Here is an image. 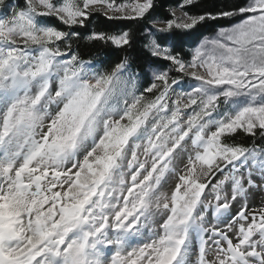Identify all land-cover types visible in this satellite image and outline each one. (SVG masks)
Here are the masks:
<instances>
[{
	"label": "snow or ice",
	"instance_id": "6c2138e0",
	"mask_svg": "<svg viewBox=\"0 0 264 264\" xmlns=\"http://www.w3.org/2000/svg\"><path fill=\"white\" fill-rule=\"evenodd\" d=\"M197 2L161 22L155 0H0V264H264V0L183 11ZM96 11L151 21L150 55L179 75L138 90L127 57L83 60L79 33L44 19L84 28ZM237 16L187 62L156 38Z\"/></svg>",
	"mask_w": 264,
	"mask_h": 264
},
{
	"label": "trees",
	"instance_id": "16d2710c",
	"mask_svg": "<svg viewBox=\"0 0 264 264\" xmlns=\"http://www.w3.org/2000/svg\"><path fill=\"white\" fill-rule=\"evenodd\" d=\"M21 0H14V3H20ZM117 4L128 2V0H115ZM183 0H155L154 19L161 22L173 19L171 10L179 9ZM246 3V0H198L192 6H188L183 11L189 14L199 15L205 13L217 14L221 11L231 10ZM51 25L57 28L77 32L79 35L72 37V51L77 53L81 59L90 60L93 64L103 69H110L115 63L125 57L128 58L131 69L138 74L139 88L142 90L151 83L149 68L156 70L169 71L171 76L179 75L170 71V65L166 61L152 57L146 45L151 37V21L145 25L142 21H113L108 20L101 13H93L87 27L66 29L55 18H44ZM240 17L218 18L217 20H207L204 24L198 25L193 30L194 35L186 33H177L176 38L165 39L166 34H156V38L162 42V46L172 49L183 60L190 61L194 48L205 38L215 35L220 29L231 27L238 22ZM122 31H128L132 37V43L126 49H116L110 44H103L99 41H91L87 37L93 32H104L107 34H117ZM150 34V36H149ZM187 79V78H185ZM230 142L251 146L252 138L243 134L229 138ZM260 143L259 139L256 141Z\"/></svg>",
	"mask_w": 264,
	"mask_h": 264
},
{
	"label": "rangeland",
	"instance_id": "374dc122",
	"mask_svg": "<svg viewBox=\"0 0 264 264\" xmlns=\"http://www.w3.org/2000/svg\"><path fill=\"white\" fill-rule=\"evenodd\" d=\"M13 2H14V0H13ZM177 10V15H180V13H181V10L180 9H176ZM94 13H101L102 14V12H100V11H96V12H94ZM220 31V30H219ZM218 31V32H219ZM218 32L215 34V35H213V36H211V37H208V38H205V39H211V38H215L216 36H217V34H218ZM149 36H150V34H149ZM204 39V40H205ZM204 40H202L201 42H199V44L195 47V48H197L199 45H200V43H202ZM195 48H194V50H195ZM194 50H193V52H194ZM193 52H192V56H193ZM153 70H156V69H154V68H149V74H150V79H151V81H152V73H153ZM192 83H195L194 81L192 82ZM139 85H140V82H139V77H138V79H137V89L138 90H140V88H139ZM146 95H151V94H146ZM219 178V174H218V176H217V179ZM213 183H215V181H213ZM171 187V186H170ZM253 199V200H252ZM260 199H262L261 197H260V195L259 194H257L256 196H254V197H251L250 198V207H258L259 205H260V202H261V200ZM252 200V201H251ZM257 200V201H256ZM260 200V201H259ZM257 205V206H256ZM236 207H238L237 205H234V209L236 208ZM221 227H224L225 225H223V224H221L220 225ZM194 258V257H193Z\"/></svg>",
	"mask_w": 264,
	"mask_h": 264
},
{
	"label": "bare ground",
	"instance_id": "6f19581e",
	"mask_svg": "<svg viewBox=\"0 0 264 264\" xmlns=\"http://www.w3.org/2000/svg\"><path fill=\"white\" fill-rule=\"evenodd\" d=\"M252 200H253V199H252ZM252 200H251V201H252ZM260 200H261V199H260ZM260 200H259V201H260ZM256 201H257V200H256ZM256 206H257V205H256ZM224 227H226V226H224Z\"/></svg>",
	"mask_w": 264,
	"mask_h": 264
}]
</instances>
